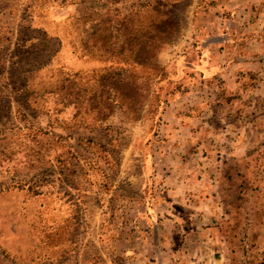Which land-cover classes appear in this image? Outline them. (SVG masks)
Instances as JSON below:
<instances>
[{
	"label": "rangeland",
	"instance_id": "1",
	"mask_svg": "<svg viewBox=\"0 0 264 264\" xmlns=\"http://www.w3.org/2000/svg\"><path fill=\"white\" fill-rule=\"evenodd\" d=\"M149 24L156 70L128 67ZM110 67L136 96L100 90ZM154 181L162 220L203 203L264 264V0H0V264H192L154 254Z\"/></svg>",
	"mask_w": 264,
	"mask_h": 264
},
{
	"label": "crops",
	"instance_id": "2",
	"mask_svg": "<svg viewBox=\"0 0 264 264\" xmlns=\"http://www.w3.org/2000/svg\"><path fill=\"white\" fill-rule=\"evenodd\" d=\"M240 60L243 61V59ZM248 64L252 65L254 63L248 62ZM210 173L211 174L208 176V178H212L215 181V184L210 186V193L213 191L219 192L222 188L219 182H217V178L219 179L221 172L216 170L214 172L211 171ZM143 175L145 178L150 177L148 170L144 171ZM154 183V190L150 191L153 194L147 195L148 197L146 196L144 201L147 202L148 206L151 201L153 203L150 207L147 206L149 217L146 216L148 220H145V224L148 226V221L152 226V229L149 230L148 233L153 235V239L156 241L154 254L157 258H162L164 254L173 258L178 257V255H182L193 258L192 262L189 260L187 261L188 263L192 264H231L232 259L234 260L233 264H237V255L241 256V252L238 250L237 240L240 244V239L242 236L240 233V228L237 232V226L239 225L237 224V220H234V247H232V245L230 246L231 243L228 239L230 238V235H227V233L221 229V226L225 223V220L195 219L203 217V203L200 204L196 201L189 203V205L193 207L192 210L194 211H188L189 213L186 214L187 219L189 220H183L182 218H178L179 220H173L170 217H165L166 220H162L164 190L163 186H161V184L159 185L157 181H154ZM217 202L219 206V199ZM218 206L214 204L213 208L215 207L214 209H218ZM168 218L172 220H169ZM230 223H232V220H230ZM164 226H168L166 233L163 230ZM168 233L170 234V238L166 236ZM164 241L167 243H164ZM185 242L187 243V249L183 248ZM164 249L167 252H165ZM174 264L176 263L174 262Z\"/></svg>",
	"mask_w": 264,
	"mask_h": 264
},
{
	"label": "trees",
	"instance_id": "3",
	"mask_svg": "<svg viewBox=\"0 0 264 264\" xmlns=\"http://www.w3.org/2000/svg\"><path fill=\"white\" fill-rule=\"evenodd\" d=\"M165 16L166 15H161V17ZM126 17H132V13H128ZM168 21L169 19L167 18L164 21H159V23H164L165 26ZM148 22L152 24L153 21L148 20ZM133 33L130 32V36H133V38H131V42L127 48L128 59L124 64L128 65V67H144L146 69L155 71L157 52L164 45L167 36L170 35V32L168 33L162 28L151 27L149 24V26L146 27V29L144 28L143 31H134ZM106 38L109 39V35H107L105 39ZM122 72H124V68L117 69L110 67L100 74L97 82L99 83L98 86L100 87V90L106 88L125 102L127 99L136 96L137 87L135 85L133 76H127L125 74L123 75ZM28 187L30 190H34L33 185H28ZM36 188H38V186H35V189Z\"/></svg>",
	"mask_w": 264,
	"mask_h": 264
}]
</instances>
